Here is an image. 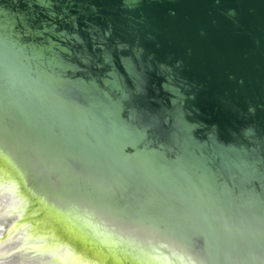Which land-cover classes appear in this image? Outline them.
I'll use <instances>...</instances> for the list:
<instances>
[{
  "label": "water",
  "instance_id": "obj_1",
  "mask_svg": "<svg viewBox=\"0 0 264 264\" xmlns=\"http://www.w3.org/2000/svg\"><path fill=\"white\" fill-rule=\"evenodd\" d=\"M0 264H264V0H0Z\"/></svg>",
  "mask_w": 264,
  "mask_h": 264
}]
</instances>
